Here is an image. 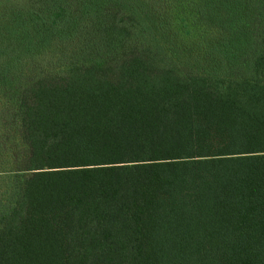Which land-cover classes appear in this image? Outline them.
<instances>
[{
    "label": "trees",
    "instance_id": "obj_1",
    "mask_svg": "<svg viewBox=\"0 0 264 264\" xmlns=\"http://www.w3.org/2000/svg\"><path fill=\"white\" fill-rule=\"evenodd\" d=\"M0 0V264H264V0Z\"/></svg>",
    "mask_w": 264,
    "mask_h": 264
},
{
    "label": "rangeland",
    "instance_id": "obj_2",
    "mask_svg": "<svg viewBox=\"0 0 264 264\" xmlns=\"http://www.w3.org/2000/svg\"><path fill=\"white\" fill-rule=\"evenodd\" d=\"M191 0H165V13L173 22L172 29L179 31L183 36L195 40L202 33L200 26L195 23L197 14L190 8ZM196 37V38H195Z\"/></svg>",
    "mask_w": 264,
    "mask_h": 264
}]
</instances>
